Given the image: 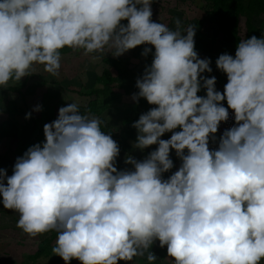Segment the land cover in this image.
I'll return each mask as SVG.
<instances>
[{"label":"clouds","instance_id":"clouds-1","mask_svg":"<svg viewBox=\"0 0 264 264\" xmlns=\"http://www.w3.org/2000/svg\"><path fill=\"white\" fill-rule=\"evenodd\" d=\"M153 2L0 0V89L36 66L58 76L65 48L118 58L145 46L152 60L131 99L152 107L132 124V148L156 146L142 160L128 154L132 170H118L120 149L104 121L67 103L10 176L0 168V205L30 237L55 232L52 251L64 264H131L146 254L157 264V241L170 264H264V36L216 59L227 78L220 92L205 75L211 61L195 50L196 27L154 22ZM229 111L233 126L217 142Z\"/></svg>","mask_w":264,"mask_h":264},{"label":"rangeland","instance_id":"rangeland-1","mask_svg":"<svg viewBox=\"0 0 264 264\" xmlns=\"http://www.w3.org/2000/svg\"><path fill=\"white\" fill-rule=\"evenodd\" d=\"M199 2V0H192V2H184V0H155V2H153L151 5L153 13L152 20L154 22L166 24L170 29L173 30L175 29V22L179 20L181 22V28L186 29L188 26L194 24L195 19L203 18V13L198 8L200 4ZM206 26L207 25H204L205 28L203 31L205 37L209 38L211 35V31L214 29V26H210V28H206ZM240 29L242 31H240V33L243 35V22H241ZM144 47L145 46H139L135 48V54L139 58L132 57L130 56V54L128 55V53L124 55V57H127L128 60V63L125 64L126 66L124 71L114 68L111 69L112 74L114 76H117V79L120 83V88L118 87L117 89L113 90L115 92H120L121 94H123L120 103V105H122V110H119L120 108H118V110L112 108L105 111L100 116V118L104 121L102 126L105 128L106 133H110L112 135L113 140L121 138L120 144L123 145L124 143V145L127 147L124 148V145L123 147L118 145L120 149L118 158H121V160H123L128 154H131H127V149L129 152H133L134 150L132 146L136 139L137 133L136 130L132 128V124L136 120H138L139 116L142 113L147 112L151 107L150 105H148L146 110L139 112L136 116L132 117L128 125H125L122 122V119L130 117L131 106L134 104L131 97L137 92L135 84L137 79L140 78L143 74L144 64L142 62L143 56L141 55V53ZM96 55L99 54L93 53L89 56H85L83 55V50L72 49V52H70L69 54L61 56V68L59 70L58 76L54 77L46 73L43 70V66L40 67V69L39 67H36L35 71H32L30 73V76L22 78L19 83L26 79V84H30L34 81H38L39 78H41L42 81L46 83L44 88H66L69 85H72V87L77 88V86H79V84L81 83L82 85H89L94 80L96 74H100V72H102V70L104 69V65L102 64L101 59L107 57V55H99V58L94 60L92 57ZM148 56L152 59L151 54H149ZM198 56L201 59L208 58L211 61L210 67L212 68V72L210 74L205 75H212L215 58L199 53ZM82 65H84L87 69H83V67H80ZM80 69H82L83 72H81ZM17 84L18 83L10 82L8 87H12ZM98 87L100 86L98 85ZM215 88L216 90H218L217 87ZM4 93L5 89H0V168L6 169L7 175L10 176L12 174L14 163L18 158L15 154V147L16 142L18 140L16 135L18 133L19 124L18 120H14L12 116L7 113V101H11L12 99H14L17 103L18 108H20L22 111V117L26 121V124L20 130V137L23 139L27 136L32 126L31 121L29 119H25V116L26 114L37 112L34 111V109L39 106L38 100L41 95V91L38 90L36 92V95L33 97L27 96L24 98L13 92L8 91V93H6V98L1 99V97H4ZM87 102V98L78 97L75 94H70L64 91L62 93L61 98L53 104L54 110L49 109L45 112L49 114H54V117L56 119L59 108L66 106L67 103H77L81 110L85 108ZM120 130L122 132H119ZM125 140L127 141V143L125 142ZM155 147L156 146H151L150 148H148L150 150H148L147 155L151 151H154ZM146 150L147 149H145L144 151ZM136 151L138 152V154H136L135 159L142 160V157H147V155H144L140 150ZM137 156L139 157L137 158ZM170 158L172 160H177V157L174 152L170 153ZM128 170H132L131 167ZM18 218L19 216L17 213L4 209L2 205H0V264H7L8 262H3V260L9 261L10 259L13 260L9 262L10 264H12V262L18 260L17 257H20V260H22V254L25 252L24 254L26 255L27 253L31 252L32 248L34 247V242L37 243L40 240L41 236H43L41 235L33 238L25 234L21 229L17 227ZM48 234L49 233H46L44 234V236H48ZM8 244L12 248H10ZM3 249H5V251L10 252L8 259H4L2 257L4 255V252L2 251ZM73 264L79 263L75 261V263Z\"/></svg>","mask_w":264,"mask_h":264},{"label":"trees","instance_id":"trees-1","mask_svg":"<svg viewBox=\"0 0 264 264\" xmlns=\"http://www.w3.org/2000/svg\"><path fill=\"white\" fill-rule=\"evenodd\" d=\"M190 1L192 0H184ZM200 4L198 8L203 12L206 20L195 19L193 27H196L194 41H195V50L199 54L208 55L216 59L224 53L234 56L236 46L238 41L241 38L238 36L239 29V19L243 17L245 19L246 27V38L251 36H256L260 38V31L264 33V29L261 27L257 28L252 24L253 18L262 17L264 19V0H199ZM208 23L209 27L214 26V29L211 31L209 38H206L205 35L201 32L204 23ZM126 23V22H125ZM71 49L65 48L61 50V54L69 53ZM130 54L135 58H139L135 54V49H132L125 54ZM124 54V55H125ZM151 57L147 56L142 58L144 68L151 63ZM126 61L122 56L116 58L111 54H108L107 57L102 58V64L104 69L96 77L95 85L92 87L80 86L74 88L72 86L62 88H44L46 83L39 78L38 81H34L30 84H26L27 80L25 79L21 83H18L15 86L5 89L4 97L6 98V93L13 92L22 98L26 96H35L38 90L41 91V95L38 100V105L41 110L38 117H35L31 114L29 118L33 123V127L30 130L29 134L25 138L20 137V130L26 124V121L23 119L21 114V109L18 108L17 103L14 99L7 101V113L12 116L14 120H18V133L16 135L17 142L15 147V154L17 157L23 155V153L32 145L41 143L43 141V124L49 123L54 120V115L46 113V110H54L53 104L60 99L62 93L65 91L70 94H75L78 97L87 98L88 102L85 108L81 109L82 114H89L93 116L100 117L105 111L114 108L115 110H122L120 105L121 94L116 93L113 88L115 87L117 81L110 72L111 68H122V63ZM212 76L216 77V83L219 85L227 83L225 80L226 76L222 72L216 69L215 63L213 67ZM55 85V84H54ZM98 85L100 87H98ZM205 94L204 90L198 93V95L203 96ZM120 106H119V105ZM118 105V106H116ZM148 103L144 99H140L138 103H135L131 106L130 117L122 119V122L125 125H128L131 121V118L136 116L139 112H142L147 109ZM152 107V106H151ZM102 130L105 128L102 126ZM176 131H179L177 129ZM171 133H166L161 139L170 138ZM34 140V141H33ZM211 140V138H210ZM150 149L142 152L144 155H147V152ZM138 152L133 150L131 155L136 158ZM139 156H137L138 158ZM124 159L122 163H117L116 166L118 170L129 169L131 165H126ZM52 238H56L57 235L54 232ZM46 242H48L46 240ZM158 242V241H157ZM154 242L152 248L157 244ZM46 245V244H45ZM156 248V247H155ZM45 248L40 249L44 251ZM158 264V262H157Z\"/></svg>","mask_w":264,"mask_h":264},{"label":"crops","instance_id":"crops-1","mask_svg":"<svg viewBox=\"0 0 264 264\" xmlns=\"http://www.w3.org/2000/svg\"><path fill=\"white\" fill-rule=\"evenodd\" d=\"M187 2H190V1H187ZM203 13V12H202ZM199 20H206V18L204 17V14H203V18H201V19H199ZM243 20V21H242ZM241 22H243V30H244V33H243V35L240 33V31H241ZM244 22H245V19L243 18V17H241L240 19H239V29H238V36L241 38V39H245L246 38V27H245V24H244ZM252 24L256 27V29L257 28H259V27H261L262 26V28L264 29V19L262 18V17H258V18H253V20H252ZM204 25H207L206 26V28L207 27H209L208 25V23H204ZM204 25H203V28H202V30H201V32L204 34ZM191 26H193V24L191 25ZM189 27V26H188ZM210 28V27H209ZM242 32V31H241ZM205 35V34H204ZM259 36H260V38L262 37V36H264V33L263 32H261L260 31V33H259ZM70 52H72V49H71V51ZM69 52V53H70ZM69 53H66V54H69ZM66 54H61V56H64V55H66ZM126 56H128V55H126ZM131 56V55H130ZM132 57H134V56H132ZM123 58H124V60L126 59V61H124L123 63H122V68H120V67H117V68H114V69H118V70H122V71H124L125 70V64L126 63H128V60H127V57H124V55H123ZM102 60V59H101ZM36 67H39V69H40V67H42V66H36ZM36 67H35V69H36ZM80 67H83V69H87L84 65H82V66H80ZM111 69H113V68H111ZM111 69H110V72H111ZM81 70V72H83V70L82 69H80ZM35 71V70H34ZM101 73V72H100ZM111 74H112V72H111ZM99 75V74H98ZM97 74H96V76L94 77V80L88 85V84H83L82 85V83L81 84H79V86H77V87H80V86H84V87H92V86H94L95 85V79H96V77L98 76ZM112 76L114 77V78H116V81H117V83H116V85H115V87L113 88V89H117L118 87L120 88V83H119V81H118V79H117V76H114L113 74H112ZM210 76H212V75H210ZM121 78H122V76H121ZM225 80L227 81V78H225ZM70 81V80H69ZM226 84V83H225ZM225 84H222V85H219V84H217L216 83V86L215 87H217L218 88V90L217 91H222L223 89H224V86H225ZM15 86V85H14ZM53 86V85H52ZM69 86H72V85H69ZM69 86H67V87H69ZM9 88V87H8ZM116 93H118V94H121L120 92H116ZM27 97V96H26ZM30 97H33V96H30ZM122 97H123V94H121V100H122ZM61 98V97H60ZM121 100H120V102H121ZM57 102V101H56ZM39 113H40V111L37 113V112H32L31 114L33 115V116H35V117H38L39 116ZM54 115V114H53ZM54 117V116H53ZM30 120V119H29ZM54 120H55V117H54ZM53 120V121H54ZM31 121V120H30ZM52 122V121H51ZM32 123V122H31ZM50 123V122H49ZM43 126H44V124H43ZM32 127H33V123H32V126H31V128H30V130L32 129ZM30 130H29V132H30ZM104 132H106V130H104ZM119 132H122L121 130L119 131ZM29 134V133H28ZM27 134V135H28ZM44 140V139H43ZM116 142H117V144L118 145H120V146H122L123 147V145H124V143H123V145H121L120 144V140H121V138H117V139H114ZM122 140H123V138H122ZM126 140H128V139H126ZM125 140V142L127 143V141ZM34 141V140H33ZM43 141H41V143H42ZM119 142V143H118ZM122 142V141H121ZM125 146V145H124ZM124 148H127L126 146L124 147ZM128 153H132V151L131 152H129L128 151V149H127V154ZM145 158V156L144 157H142L141 159H144ZM7 161V160H6ZM8 162V161H7ZM3 163V162H2ZM117 163H122V160H121V158H117V161H116V164ZM173 163H174V167H173V169L171 170L172 172H175L178 168H179V166H180V161H179V159H173ZM124 164V163H123ZM171 173H166V174H164V179H167V177L170 175ZM54 232H50L49 234H48V236H41V238H40V240L36 243V242H34V247L32 248V251L31 252H29V253H27L26 255L23 253L22 254V260H20V257L18 258L17 257V261H15V262H12V264H64V261L60 258V257H58V256H56V255H54V253H53V251H52V249H53V247L55 246V243H56V239H57V237L56 238H52L53 237V234ZM46 240L48 241V242H46ZM10 244V243H9ZM8 244V245H9ZM46 244V245H45ZM9 247H10V245H9ZM156 247V248H155ZM154 248H151V251L158 257V259H159V261H158V264H170V260H169V258H167V252H166V247L165 248H160L159 247V242H157V244H156V246H155ZM10 248H12V247H10ZM42 248H45V250L44 251H40V249H42ZM3 252H4V255L2 256L4 259H8V257H9V254H10V252L9 251H5V249H3L2 250ZM3 254V253H2ZM147 255V254H146ZM146 255H145V258H135L132 262H131V264H147V260H146ZM11 256V255H10ZM6 257V258H5ZM24 258H26V259H24ZM8 262L7 264H10L9 262H11V261H13L12 259H10L9 261L8 260H3V262ZM75 261H77V260H72V261H70V264H73V263H75ZM77 263H79L80 264V262L79 261H77ZM119 264H124V262L123 261H121V262H119Z\"/></svg>","mask_w":264,"mask_h":264},{"label":"built area","instance_id":"built-area-1","mask_svg":"<svg viewBox=\"0 0 264 264\" xmlns=\"http://www.w3.org/2000/svg\"><path fill=\"white\" fill-rule=\"evenodd\" d=\"M223 92V90L221 91ZM224 106L227 107L226 102H223ZM234 123V119H233V114L231 113V111H229V119L227 122L225 123H221L219 128H218V132L216 134V140L218 142L219 136L228 128L232 127ZM217 146V144L213 143L212 140H210L209 142V147L210 149H214Z\"/></svg>","mask_w":264,"mask_h":264}]
</instances>
